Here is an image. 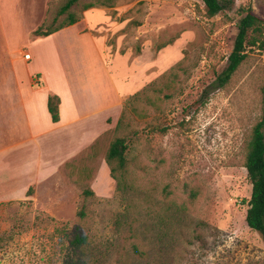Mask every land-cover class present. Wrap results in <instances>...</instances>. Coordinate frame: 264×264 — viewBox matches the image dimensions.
<instances>
[{
  "label": "rangeland",
  "instance_id": "obj_1",
  "mask_svg": "<svg viewBox=\"0 0 264 264\" xmlns=\"http://www.w3.org/2000/svg\"><path fill=\"white\" fill-rule=\"evenodd\" d=\"M94 2L74 5L75 28L52 40L33 33L65 20L57 15L64 0H0V264H264L261 237L245 222L244 168L261 117L264 53L248 49L229 82L212 86L238 20L246 9L264 19V0H234L213 18L201 0H115L84 10ZM7 16L21 26L9 43ZM16 42L31 62H10ZM31 70L44 72L30 77L35 89L114 85L124 104L89 143L60 130L11 155L6 134H25L26 124H13L10 111L17 83L30 89ZM120 117L126 129L118 135L128 136L127 157L136 159L134 193L118 189L105 162ZM37 125L47 131L42 118ZM77 234L88 238L80 250L71 246Z\"/></svg>",
  "mask_w": 264,
  "mask_h": 264
},
{
  "label": "trees",
  "instance_id": "obj_2",
  "mask_svg": "<svg viewBox=\"0 0 264 264\" xmlns=\"http://www.w3.org/2000/svg\"><path fill=\"white\" fill-rule=\"evenodd\" d=\"M80 0H64V4L59 8L57 15L67 17L60 25L55 28L50 26L44 30L42 27L34 31L35 37H49L60 30L75 25L79 21L73 13H68L69 10L76 5ZM207 18H213L221 11L230 7L234 0H201ZM115 0H95L94 3H89L84 6V10H89L96 6L111 8ZM244 15L237 22V32L233 44V50L228 57L227 64L220 74L217 75L213 88L224 87L240 65L247 58L248 49H256L264 53V19L255 15L251 9H246ZM59 105L60 99L56 95H49L47 99V109L53 123L59 122ZM126 129L125 121L122 117L119 118L116 126V137L112 140L105 155V162L110 169L111 177L116 181L117 187L120 190L132 191L134 193L135 184L129 177V167L136 162V159H128L129 146L127 143V135H118ZM138 168V164L135 165ZM244 168L247 171V177L251 184V194L246 201L247 210L245 222L248 228L255 231L261 237L264 244V91L261 99V117L252 129L251 140L247 147ZM146 173L145 167L140 169ZM31 189H29V193ZM85 196H92L90 190L84 191ZM150 197H145L148 202ZM79 217H85L84 207L79 213ZM88 245V238L83 234H77L71 241V246L75 250H80ZM78 261H74L75 264Z\"/></svg>",
  "mask_w": 264,
  "mask_h": 264
},
{
  "label": "crops",
  "instance_id": "obj_3",
  "mask_svg": "<svg viewBox=\"0 0 264 264\" xmlns=\"http://www.w3.org/2000/svg\"><path fill=\"white\" fill-rule=\"evenodd\" d=\"M10 1L11 0H9V3ZM11 8L12 7L10 6L6 8L9 13L8 15L12 13ZM4 23L5 25L2 24V29L9 32L6 36L8 43L9 41L12 42V40H16L21 29L20 23L17 19L13 21V19L8 18V16L6 17ZM4 26H6V28H4ZM74 28V25L69 26L60 32L52 34L51 38L54 40L58 36L65 35V33L73 30ZM12 44H14L15 48L10 51L8 50L7 52L9 60H11L10 62L12 64H15L17 60L23 61L26 64L32 61V55H30V60H25L22 56H20V54H18L17 48L20 43L16 42ZM56 59L58 62L57 56ZM35 74L43 77L44 72L41 70H31L29 74V85L30 77ZM64 77L66 79V75H64ZM66 84V87H64L65 89H63V91H59L45 86L35 89L31 85L30 89H28L17 83L16 90L18 92L19 103L14 105V108L10 111L14 120L11 121L16 125L17 120L23 118L26 124V131L25 134H19L21 133L20 131L18 134H15V131L10 129L9 132L11 133V136L6 134L8 136L7 145L9 144V146L6 145L5 147L6 151H9L12 155L15 150L20 149L27 144L36 147V145H40L39 141L40 139H43L45 135H49L50 133L57 131L60 133V130L66 133V139L70 138L71 133L77 132L80 133L83 144L89 143L93 140V137L95 138L96 135L101 132L100 129H102V126L108 125L107 120L116 118L118 109L124 104L125 96L119 94L117 88L112 84V87H108L107 89L104 87L95 89L89 86L83 89L81 87L77 88L71 86L69 82ZM49 95H56L60 99L59 122L57 123H53L51 121V117L47 109V99ZM17 109H19V112ZM108 112H111V115L106 114ZM103 116L104 118L105 116L107 117L105 118L106 122H104V118L101 119ZM40 118L44 120L47 131L40 129L37 125ZM100 119L102 121L101 128H99V126L97 129H92V123H96Z\"/></svg>",
  "mask_w": 264,
  "mask_h": 264
},
{
  "label": "built area",
  "instance_id": "obj_4",
  "mask_svg": "<svg viewBox=\"0 0 264 264\" xmlns=\"http://www.w3.org/2000/svg\"><path fill=\"white\" fill-rule=\"evenodd\" d=\"M24 59L25 60H30V55L29 54L24 55Z\"/></svg>",
  "mask_w": 264,
  "mask_h": 264
}]
</instances>
